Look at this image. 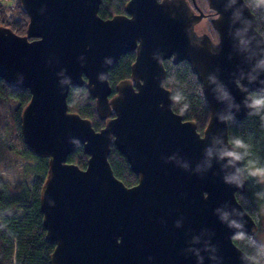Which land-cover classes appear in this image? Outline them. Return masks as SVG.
I'll return each mask as SVG.
<instances>
[{"label":"water","instance_id":"1","mask_svg":"<svg viewBox=\"0 0 264 264\" xmlns=\"http://www.w3.org/2000/svg\"><path fill=\"white\" fill-rule=\"evenodd\" d=\"M26 33L0 25V77L29 89L23 139L48 158L40 208L50 264H258L234 241L259 224L239 201L247 189L228 117L254 110L264 92V34L246 0H207L218 39L198 32L208 15L189 0H128L104 18L102 0H19ZM135 51L129 77L110 69ZM186 60L209 105L203 131L172 107L164 61ZM86 85L100 129L72 111V86ZM115 145L138 175L112 168ZM83 145L85 168L68 161Z\"/></svg>","mask_w":264,"mask_h":264},{"label":"trees","instance_id":"2","mask_svg":"<svg viewBox=\"0 0 264 264\" xmlns=\"http://www.w3.org/2000/svg\"><path fill=\"white\" fill-rule=\"evenodd\" d=\"M128 0H102L99 14L104 18L125 11ZM205 12L212 11L207 0H196ZM255 13L257 28L264 34V3L260 0H246ZM207 19V18H205ZM29 15L19 0L10 3L0 1V25L8 26L19 34H25ZM198 32L207 31L199 26ZM197 27V26H196ZM213 36V35H212ZM135 51H130L110 69V83L114 88L118 81L129 77L131 65L135 60ZM166 67L165 85L172 92V107L181 113L184 119H194L197 128L203 133L209 120V105L203 92L202 83L193 72L188 61L174 63L172 59L164 61ZM254 110L241 120L228 117L229 139L231 144L242 152L240 170L247 178V189L237 194L239 201L260 224V212L264 207V183L254 172L264 170V92H254ZM29 89L9 85L0 77V142L15 151L23 161V171L30 176L12 185L0 174V264H50V254L54 244L46 239L43 227V213L40 208L41 188L48 172V158L35 154L23 139L21 114L29 102ZM68 104L72 111L92 120L93 126H104L98 113L96 101L86 85L72 86L68 94ZM115 175L132 186L138 182V175L131 169L127 158L113 144L109 156ZM68 161L85 168L88 162L83 145H79L68 156ZM234 241L258 264H264V244L257 237L240 232Z\"/></svg>","mask_w":264,"mask_h":264},{"label":"rangeland","instance_id":"3","mask_svg":"<svg viewBox=\"0 0 264 264\" xmlns=\"http://www.w3.org/2000/svg\"><path fill=\"white\" fill-rule=\"evenodd\" d=\"M5 3H10L12 0H0ZM264 3V0H260ZM199 26H205V28L209 31L214 40L218 39V35L213 28L212 22L210 18L203 19ZM198 31V27L196 28ZM23 161L22 158L15 152L8 149L7 146L0 142V174L4 176L13 186L18 184L20 180H28V183L31 184L30 176L25 174L26 172L23 171ZM257 176L258 180L261 183H264V174H261L260 171L254 172ZM260 228L257 233V237L263 242L264 244V207L261 209L260 212Z\"/></svg>","mask_w":264,"mask_h":264},{"label":"flooded vegetation","instance_id":"4","mask_svg":"<svg viewBox=\"0 0 264 264\" xmlns=\"http://www.w3.org/2000/svg\"><path fill=\"white\" fill-rule=\"evenodd\" d=\"M190 1V3L192 4V6H193V8L195 9V10H197V6L198 7H200L201 9H202V7L199 5V4H197V2H196V0H189ZM195 3L197 4V6L195 5ZM101 6V5H100ZM100 9V8H99ZM203 10V9H202ZM125 12V11H124ZM123 12V13H124ZM208 15L205 17V18H210V20L212 19V11H210V12H206ZM204 18V19H205ZM199 24V23H198ZM198 24L196 25L197 27H198ZM196 27V28H197ZM259 228H260V226H259Z\"/></svg>","mask_w":264,"mask_h":264},{"label":"clouds","instance_id":"5","mask_svg":"<svg viewBox=\"0 0 264 264\" xmlns=\"http://www.w3.org/2000/svg\"><path fill=\"white\" fill-rule=\"evenodd\" d=\"M255 103L257 104H261V103H264V99L262 100H256ZM261 172V174H264V170H259Z\"/></svg>","mask_w":264,"mask_h":264}]
</instances>
